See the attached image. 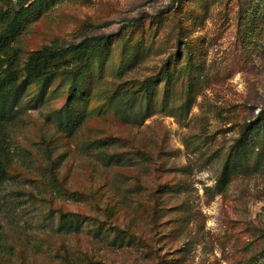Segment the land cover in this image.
I'll list each match as a JSON object with an SVG mask.
<instances>
[{"label":"rangeland","instance_id":"rangeland-1","mask_svg":"<svg viewBox=\"0 0 264 264\" xmlns=\"http://www.w3.org/2000/svg\"><path fill=\"white\" fill-rule=\"evenodd\" d=\"M14 11L0 263L264 264V0H0V33ZM103 35L77 87L26 79Z\"/></svg>","mask_w":264,"mask_h":264},{"label":"trees","instance_id":"trees-1","mask_svg":"<svg viewBox=\"0 0 264 264\" xmlns=\"http://www.w3.org/2000/svg\"><path fill=\"white\" fill-rule=\"evenodd\" d=\"M33 7V4L30 5L24 12L27 13ZM22 9H24V5H22ZM18 16L17 11L3 12L2 14L3 19L6 20V25L0 33V56L6 55L14 41L12 27ZM109 39L110 36L107 35L86 39L66 51L50 46L44 47L30 55L24 68L25 77L32 81H46L58 71V68L68 67L67 73L77 87L89 66L91 58L100 54L108 46ZM9 59L0 58V150L2 151H4L3 146L6 145L7 128L14 118V112L8 108L7 100L12 93L11 87L19 82L21 73L15 69L13 60Z\"/></svg>","mask_w":264,"mask_h":264}]
</instances>
